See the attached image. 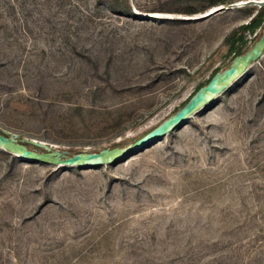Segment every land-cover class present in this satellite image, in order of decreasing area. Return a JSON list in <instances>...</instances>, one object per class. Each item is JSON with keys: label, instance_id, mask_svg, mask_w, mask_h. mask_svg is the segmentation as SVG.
I'll list each match as a JSON object with an SVG mask.
<instances>
[{"label": "rangeland", "instance_id": "1", "mask_svg": "<svg viewBox=\"0 0 264 264\" xmlns=\"http://www.w3.org/2000/svg\"><path fill=\"white\" fill-rule=\"evenodd\" d=\"M232 1L205 18L213 6L187 12L212 0H0V132L79 152L134 143L260 37L230 48L259 11ZM0 264H264V55L122 162L0 147Z\"/></svg>", "mask_w": 264, "mask_h": 264}, {"label": "water", "instance_id": "2", "mask_svg": "<svg viewBox=\"0 0 264 264\" xmlns=\"http://www.w3.org/2000/svg\"><path fill=\"white\" fill-rule=\"evenodd\" d=\"M246 4L258 5L259 8H264V0H250ZM229 8L224 5L215 6L213 9L207 11L204 17H210ZM263 55L264 28L262 29L260 38L248 51L235 56L227 68L215 73L211 80L206 85L200 87L184 106L134 143L125 147H108L97 152L81 151L71 154L69 150L55 149L45 141L20 138L18 134L7 131L0 132V147L23 159L61 166L99 167L122 162L132 155L151 147L170 132L185 125L192 116L210 105L217 97L224 93ZM27 144H31L43 151L38 152L30 149Z\"/></svg>", "mask_w": 264, "mask_h": 264}, {"label": "trees", "instance_id": "3", "mask_svg": "<svg viewBox=\"0 0 264 264\" xmlns=\"http://www.w3.org/2000/svg\"><path fill=\"white\" fill-rule=\"evenodd\" d=\"M232 2H233L232 0H212V2L209 4L208 7L204 8L202 10H191V11H188L187 13L194 14V13L206 10V9L212 7V6L215 7V6H218L219 4L232 3ZM258 28H262V29L264 28V8H259V11H258V13L256 15H254L247 23L242 24L236 30H234V32L232 34H230L228 37H226L225 41L230 45V48L233 50L236 47V44H237L238 41H241L242 45L246 43L245 34L247 32H255ZM260 36H261V34H260ZM244 53L245 52H241V49L239 48L237 50L235 56L240 55V54H244ZM218 71H221V70L217 69L214 72V74L217 73ZM214 74L212 75V77L214 76ZM211 78L208 81H206L204 84H202L200 87L206 85L211 80ZM27 145L36 148L35 146H33L31 144H27ZM70 152H71V154H74V153H77L79 151L73 150V151H70Z\"/></svg>", "mask_w": 264, "mask_h": 264}, {"label": "bare ground", "instance_id": "4", "mask_svg": "<svg viewBox=\"0 0 264 264\" xmlns=\"http://www.w3.org/2000/svg\"><path fill=\"white\" fill-rule=\"evenodd\" d=\"M211 9H213V8H211ZM211 9H210V10H211ZM208 11H209V10H208ZM204 15H206V14H204Z\"/></svg>", "mask_w": 264, "mask_h": 264}]
</instances>
